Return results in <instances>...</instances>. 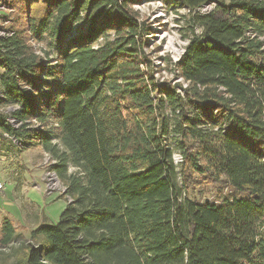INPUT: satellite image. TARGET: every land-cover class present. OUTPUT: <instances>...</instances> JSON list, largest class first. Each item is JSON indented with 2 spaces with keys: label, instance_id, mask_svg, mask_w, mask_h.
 <instances>
[{
  "label": "trees",
  "instance_id": "1",
  "mask_svg": "<svg viewBox=\"0 0 264 264\" xmlns=\"http://www.w3.org/2000/svg\"><path fill=\"white\" fill-rule=\"evenodd\" d=\"M143 1L11 3L0 106L21 126L0 111V138L42 145L71 199L19 264H264V0H169L189 11L169 61L187 88L156 80ZM194 174L213 200L190 196Z\"/></svg>",
  "mask_w": 264,
  "mask_h": 264
},
{
  "label": "rangeland",
  "instance_id": "2",
  "mask_svg": "<svg viewBox=\"0 0 264 264\" xmlns=\"http://www.w3.org/2000/svg\"><path fill=\"white\" fill-rule=\"evenodd\" d=\"M133 7L150 27L147 50H155L151 54L155 64V78L158 82L173 81L175 78L176 84L179 83L177 76L170 71L172 67L169 66V58L178 57L188 37L192 35L190 24L186 20L187 9L176 1L169 0H150ZM212 7L213 5L206 9L210 10ZM5 13L8 16H2L0 25L6 28L8 33L14 24L16 7L13 6V11L7 10ZM34 45L37 49L43 47L39 43ZM0 111L10 113L11 109L8 105L0 106ZM9 124L13 126L11 121ZM14 125L19 126L15 121ZM20 147L5 135L0 138V182L3 185L0 189V264H19L25 255V245L33 243L32 230L44 222L56 223L70 201L68 196L61 197L66 186L50 168L52 154L42 145L35 143L24 149V142L20 141ZM179 156L177 155V158L180 160ZM180 169L183 173V167ZM75 170L72 166L69 168V172ZM200 177L199 174H194L192 186L196 191L191 190L190 196L201 200H213L216 189L210 184L198 182ZM47 179L50 181L49 190L54 193L46 191ZM56 181L60 184L58 185ZM5 218L11 219L15 227V236L9 244L2 243V226Z\"/></svg>",
  "mask_w": 264,
  "mask_h": 264
},
{
  "label": "bare ground",
  "instance_id": "3",
  "mask_svg": "<svg viewBox=\"0 0 264 264\" xmlns=\"http://www.w3.org/2000/svg\"><path fill=\"white\" fill-rule=\"evenodd\" d=\"M147 1H150V0H145V1H143V2H147ZM142 2V3H143ZM11 3H12V0H0V10H6V9H8V11H13V8L11 7ZM141 4V3H140ZM185 8V7H184ZM5 16H8V15H6V13H5ZM7 18H9V17H7ZM8 33H10V35H12L13 33H12V31H8ZM188 42H189V38L187 39V41H186V44H185V46L183 47V49H182V52H180L179 53V56L175 59V57H170L169 58V61L172 63V64H176V63H178L180 60H181V58L183 57V55H184V53H185V51H186V47H187V45H188ZM37 53H39V54H41V55H44V50L41 48V49H37ZM169 66H171V65H169ZM172 67V66H171ZM146 71V70H145ZM170 71H172V70H170ZM174 75H176L175 73H173ZM174 75H172V76H174ZM177 76V78H178V80L180 81L179 83H177V84H181V85H183L184 87H186L187 88V85H188V82H186L184 79H183V77H181V76H179V75H176ZM157 80V79H156ZM182 86V87H183ZM183 87V88H184ZM0 98H3V93H2V91H1V89H0ZM2 105V104H1ZM8 107H9V109H11V111H13L14 109H16L17 107H19V105H15V106H11V105H8ZM20 108V107H19ZM10 111V113H12ZM7 120H8V123L11 121L10 120V117H7L6 118ZM14 121L17 123V125H19L18 127H20L21 126V122H19L15 117H14ZM12 126V125H11ZM13 127V126H12ZM20 141H22V140H20ZM23 142V141H22ZM177 155H180L179 157H181V159L179 160L178 158H177ZM48 157V156H47ZM174 160H175V162H176V164H180V163H182L183 162V158L184 157H182V155L180 154V153H178V152H176L175 154H174ZM51 159H52V157H51ZM55 159V158H54ZM181 161V162H180ZM55 162V160H53L52 159V163H54ZM52 163L50 164V168H51V170L52 171H54L55 173H56V171L52 168ZM48 167V166H47ZM56 177V176H55ZM54 178V177H53ZM52 179V178H51ZM53 180V179H52ZM57 182V181H56ZM49 183H50V181H49ZM57 184H58V182H57ZM60 184V183H59ZM58 184V185H59ZM55 185V184H54ZM58 187V186H57ZM65 187V186H64ZM49 188H51L50 186H49ZM65 190H66V188H65ZM70 198V197H69ZM71 200V199H70Z\"/></svg>",
  "mask_w": 264,
  "mask_h": 264
},
{
  "label": "built area",
  "instance_id": "4",
  "mask_svg": "<svg viewBox=\"0 0 264 264\" xmlns=\"http://www.w3.org/2000/svg\"><path fill=\"white\" fill-rule=\"evenodd\" d=\"M217 4V1L216 0H210L207 4H206V6H203L202 8H200L199 10H201V12H207V11H210V10H212L214 7H215V5ZM213 5V7L210 9V10H207L206 8H208V6H212ZM7 10L8 9H6V10H0V19H1V21H2V16H5V12H7ZM187 11H188V9H187ZM189 12V11H188ZM0 37H10V33H6V28H4V27H2L1 25H0ZM189 43V42H188ZM177 58V56H175V59ZM160 81H162V82H166V83H168L169 85H171L172 87H174V86H176L177 84H176V81H175V78H173V81H168V80H160ZM18 108V107H17ZM6 116H8V117H10V120H11V122L13 123V128H15V129H17V128H19L18 126H15L14 125V114L13 113H4ZM5 136H7L8 138H10V139H12L13 140V142L16 144V145H18L19 147H20V139H17L16 137H14L13 135H10L9 133H6L5 134ZM21 148V147H20ZM46 175H47V172H46ZM45 186H46V191L48 192V193H54V192H52L51 190H49V182H48V179H47V182H46V184H45ZM3 188V185H2V183L0 182V189H2Z\"/></svg>",
  "mask_w": 264,
  "mask_h": 264
},
{
  "label": "crops",
  "instance_id": "5",
  "mask_svg": "<svg viewBox=\"0 0 264 264\" xmlns=\"http://www.w3.org/2000/svg\"><path fill=\"white\" fill-rule=\"evenodd\" d=\"M22 180H23V179H22ZM19 181H20V180H19ZM19 181H18V182H19ZM18 182H17V183H18Z\"/></svg>",
  "mask_w": 264,
  "mask_h": 264
}]
</instances>
